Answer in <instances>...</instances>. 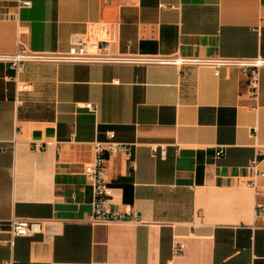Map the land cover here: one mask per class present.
<instances>
[{
	"label": "crops",
	"instance_id": "crops-1",
	"mask_svg": "<svg viewBox=\"0 0 264 264\" xmlns=\"http://www.w3.org/2000/svg\"><path fill=\"white\" fill-rule=\"evenodd\" d=\"M263 20L264 0H0V54L66 52L91 23L114 54L250 58ZM107 132L134 164L107 157L110 207L138 222L89 221L83 169ZM256 203L264 67L253 98L234 66L29 61L15 80L0 61V264H264ZM11 218L42 230L4 243Z\"/></svg>",
	"mask_w": 264,
	"mask_h": 264
},
{
	"label": "built area",
	"instance_id": "built-area-1",
	"mask_svg": "<svg viewBox=\"0 0 264 264\" xmlns=\"http://www.w3.org/2000/svg\"><path fill=\"white\" fill-rule=\"evenodd\" d=\"M16 6L28 7L29 1H18ZM264 21V20H263ZM0 61L7 62L10 70L13 72V78L16 80L24 64L29 61L38 62H68V63H127V64H164L179 67L183 64L207 65L211 66L214 73L217 74L219 68L225 66H234L239 68L243 75L247 77V86L249 94L256 98L259 83V70L264 67V56L250 58H199V57H160L128 54H114L110 52V43L102 38L94 30L93 24H87V30L82 34H72L69 48L66 52H34L29 51L21 44L15 52L10 54H0ZM85 108L94 111L92 104H85ZM92 160L84 165L83 174L90 182L92 188V212L89 221L92 224L111 222V221H131L138 222L139 215L135 210H125L123 212L113 210L110 207V200L113 187L107 182L106 162L107 157L114 154H121L129 163L130 170L134 169L132 162V145L122 144L113 140V132H107L106 142H93ZM37 146L35 145L34 148ZM155 151V150H154ZM222 155V149L215 151V156ZM253 167L254 164H252ZM257 175H262L256 171ZM257 211H264V206L256 203ZM0 222V226H1ZM9 229V239L4 241L12 243L13 238L17 236H28L38 233L42 230V221L38 219L11 218L7 224ZM183 248V244L175 243L174 250Z\"/></svg>",
	"mask_w": 264,
	"mask_h": 264
}]
</instances>
